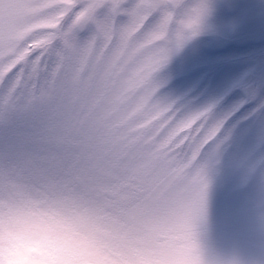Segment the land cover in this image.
<instances>
[{
  "label": "rangeland",
  "instance_id": "1",
  "mask_svg": "<svg viewBox=\"0 0 264 264\" xmlns=\"http://www.w3.org/2000/svg\"><path fill=\"white\" fill-rule=\"evenodd\" d=\"M137 0H125L121 13ZM156 17L81 46L84 66L104 58L112 46L116 59L147 57L140 72L157 86L154 103L172 105L181 117L211 109L210 123L223 122L204 149L197 167L206 182L204 205L189 185L159 208L136 215L106 208L72 193H23L0 205L42 204L73 214L101 232L119 255L118 264H264V0H190L203 5L200 26L184 38L166 20L164 0H151ZM82 0H0V34L30 49L62 47L71 53L96 34L91 24L97 0L77 14ZM110 14L102 8L98 18ZM118 27L129 17H115ZM22 59H26V56ZM20 62V61H18ZM11 81H9V84ZM8 84L0 88L3 105ZM7 131L0 125V152ZM179 231L184 243H160Z\"/></svg>",
  "mask_w": 264,
  "mask_h": 264
},
{
  "label": "snow or ice",
  "instance_id": "2",
  "mask_svg": "<svg viewBox=\"0 0 264 264\" xmlns=\"http://www.w3.org/2000/svg\"><path fill=\"white\" fill-rule=\"evenodd\" d=\"M124 2L97 0L96 34L81 45V29L75 30L71 53L33 51L31 41L16 46L0 34V88L8 84L0 106L8 134L0 152V205L23 193L62 192L136 215L189 185L204 205L206 182L197 164L223 122H209L211 109L181 117L172 105L154 103L157 86L140 72L150 50L117 60L109 45L104 58L87 67L74 54L138 22L144 32L156 17L151 0L121 13ZM87 4L82 0L73 15ZM105 7L110 14L98 18ZM120 14L129 17L122 27L115 20Z\"/></svg>",
  "mask_w": 264,
  "mask_h": 264
},
{
  "label": "clouds",
  "instance_id": "3",
  "mask_svg": "<svg viewBox=\"0 0 264 264\" xmlns=\"http://www.w3.org/2000/svg\"><path fill=\"white\" fill-rule=\"evenodd\" d=\"M166 20L182 36H194L203 5L190 0H164ZM185 241L175 231L160 243L179 246ZM120 257L104 235L79 217L42 204L0 208V264H118Z\"/></svg>",
  "mask_w": 264,
  "mask_h": 264
}]
</instances>
